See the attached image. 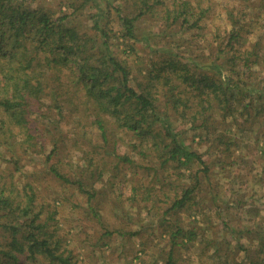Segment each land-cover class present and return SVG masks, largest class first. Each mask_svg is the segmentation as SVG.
Masks as SVG:
<instances>
[{
  "label": "trees",
  "instance_id": "obj_1",
  "mask_svg": "<svg viewBox=\"0 0 264 264\" xmlns=\"http://www.w3.org/2000/svg\"><path fill=\"white\" fill-rule=\"evenodd\" d=\"M36 1L0 0V264H76L58 232L56 203L64 200L49 199L56 184L87 196L94 216L99 196H109L114 210L127 215L128 205L157 221L170 239L165 264H178L180 252L194 245L213 249V264H264V186L245 191L246 167L253 163L242 155L264 161V47L262 38L247 45L239 29L245 9L226 8L231 30L222 33L203 22L211 7L190 0ZM147 17L155 28H141ZM193 30L206 50L185 38ZM118 42L131 55L141 46L137 76L114 49ZM89 129L99 134L87 144ZM193 132L192 141L199 138L205 152L188 144ZM244 134L250 144H241ZM16 151L31 159L43 154L39 163L47 170L25 172ZM78 152L85 166L73 169ZM208 156L215 165L226 158L221 172L237 161L243 170L232 173L240 186L233 194L242 226L225 220L229 212L222 208L229 202L212 184ZM210 211L231 231L236 249L223 252L208 237L216 232ZM183 217H193L187 228ZM103 231L101 249L110 248L112 236L122 244L146 232ZM141 245L144 252L147 239ZM238 251L246 254L239 261Z\"/></svg>",
  "mask_w": 264,
  "mask_h": 264
},
{
  "label": "rangeland",
  "instance_id": "obj_2",
  "mask_svg": "<svg viewBox=\"0 0 264 264\" xmlns=\"http://www.w3.org/2000/svg\"><path fill=\"white\" fill-rule=\"evenodd\" d=\"M41 1L43 0H37L35 4H41ZM55 6H58V1L55 0H49ZM192 4L195 7L201 6L207 7L210 6L211 9L208 13V19H204L203 22H206V25L208 26V29L213 32L216 27H220L221 32L224 33L226 31L231 30V24L228 20V15L226 8L232 9L233 6H239L241 9H245L246 11V18H244L243 23L244 27L239 28L242 31H244V35L247 37V45L253 44V42L258 41L260 38H262V45L264 47V0H190ZM50 4V5H53ZM145 21L140 23L141 28L143 30L145 29H153L156 25V22L151 19V17H147ZM153 20V21H152ZM81 22V24L84 26V20L83 18H80L78 20V23ZM199 31L193 30L191 33H188L185 36L187 39H194L197 41L199 48L202 50H206L207 46L202 41L201 37L198 36ZM210 36V35H209ZM240 46V45H239ZM137 51L135 54H127L124 53L123 50H125V45H121V42L116 43L115 50L118 52L117 54L121 57L122 60H126L128 62L133 75H136L139 73L140 69H142L143 64L139 63L140 58L143 54L141 52V46L136 47ZM197 48V51L200 52L201 50ZM261 70H264V65L261 67ZM264 74V73H263ZM90 130V129H89ZM62 132H65V126L62 127ZM197 132H193L189 135L188 138V144L191 143L194 149H196L199 152H205L204 146H199L197 143L200 141L199 138H195L194 141H192L193 136ZM93 134V135H92ZM98 131L96 130H90L89 133L86 135L84 140L87 142V144L91 143L92 140L98 139ZM241 136V135H238ZM121 137V136H120ZM242 141L241 144H246L248 141V135L244 134L242 135ZM49 139H47L48 142ZM80 147L84 146L85 149H87L86 145L84 143H78ZM72 144L70 145V147ZM45 151L46 154L50 150V146L45 145ZM235 154H239L241 149L236 150V148H233ZM123 153L132 154L130 149L128 147H124L121 149ZM75 152V151H74ZM62 154L65 155L66 151ZM75 154V153H74ZM16 155L20 157L21 159V165L20 166H27V168L24 169L25 172L32 173L36 172L38 174L40 171L45 170L48 168L45 163L41 164L39 162H42V159L44 158L43 154L34 155L32 159L28 156V154H23L20 151H16ZM214 157L217 155L216 152H214ZM245 160H248L253 163L252 171L249 166L246 167V170L248 172L246 176V180L248 182V188L245 189L249 190V188L254 187V189L257 192H260L262 189V186H264V175H260L261 172H263V166L264 161L259 160L254 154H251L247 151H244L242 153ZM213 157V156H212ZM212 157L210 158L208 156V164H214V161H212ZM81 158V154L78 152L72 159V168L75 169L76 165H84V162L79 160ZM237 157L233 156L230 159V162H233L236 160ZM226 158L224 157L221 159V163L219 165L214 164L211 166V180L212 184H214V187H216L217 192H219V195L223 197L224 202H229V206H225L222 209L227 210L228 216L225 215V220L230 223L233 227H239L242 226V220L240 219L241 211L237 210L235 206V195L233 194L234 191H238L240 189V186L238 185L237 181L232 180V173L239 171L243 174V170H238V166L234 163V167L232 169H227L225 172H221L220 168L223 166L226 167V164H222L223 161H225ZM222 164V165H221ZM47 170V169H46ZM130 174H128L129 176ZM254 175L257 176L261 182L260 185H254ZM44 182L43 180H39L38 188H43L45 185H42ZM128 185V184H127ZM56 187H50L49 191L51 193L50 200L55 201L56 199L64 200V203H56V205L60 204L58 211H59V225H58V232L63 238L67 241L69 244V248L73 250V255L75 257L76 264H165L166 263V255L169 250V243L170 239L168 238V234L165 232H162V230H165L161 227L158 228L157 221L151 220L149 216L146 213H143L140 215H137L136 209H129V206L126 205L125 209L128 211L127 215L120 210L113 208V203L111 200V197L109 196H103L100 197V200L97 201V204L101 207L98 216H94L89 208L88 199L87 196L81 194L78 192L76 187L66 186L63 187L60 184H56ZM102 186L101 183L97 184V188H100ZM245 192L244 190H242ZM258 196V195H257ZM248 197H251V195L248 192ZM247 197V198H248ZM256 199V198H255ZM210 200V197H209ZM231 200V201H230ZM239 200V199H238ZM207 204V203H206ZM204 206H210V205H204ZM203 206V207H204ZM258 206V205H256ZM96 207V206H95ZM202 207V208H203ZM247 208V207H245ZM243 208L242 210H245ZM208 210V209H207ZM90 211V212H89ZM116 214H119V216L123 217L124 220H119L116 216ZM209 216H211V222L213 224L214 229L216 232L211 231L208 232V237H212L215 239V242L222 245L223 252H226L230 248H235L236 241L233 240L235 237L231 234V231L227 229L225 231L224 226L221 224V219L216 216V213L214 211H210ZM244 216V215H243ZM183 227L187 228L189 226V222L193 221V217L191 219H188L186 217H183ZM246 217L244 216V219ZM190 220V221H189ZM119 228H125V230L132 232H136L137 230H140V232L143 233V237H141V240L138 236L132 238L131 240H128L125 238L122 241V244L120 243V238L117 240L115 236H112L110 244V248H99V245L101 244L98 242L99 234H102L103 227H106L109 230L117 229ZM151 226V227H150ZM200 227H205L206 225L199 224ZM150 228V229H149ZM199 228V227H198ZM99 231V234H98ZM234 237V238H233ZM147 239L148 245L144 252H141V249L143 246L141 245V241H145ZM246 240V239H245ZM225 241V242H224ZM124 242V243H123ZM230 242V246L228 243ZM248 244V242H247ZM123 245V246H122ZM203 245H199L204 246ZM194 245L190 247L189 249L184 248L183 252H180L179 255V261L178 264H213V260L211 259V254L214 253L213 249H209L208 246H206L201 252L200 248L198 250V246ZM234 259L235 260H242L246 254L244 252H236L234 253Z\"/></svg>",
  "mask_w": 264,
  "mask_h": 264
}]
</instances>
